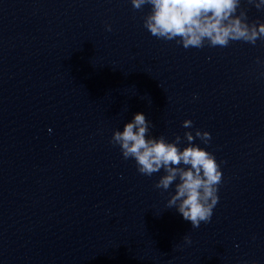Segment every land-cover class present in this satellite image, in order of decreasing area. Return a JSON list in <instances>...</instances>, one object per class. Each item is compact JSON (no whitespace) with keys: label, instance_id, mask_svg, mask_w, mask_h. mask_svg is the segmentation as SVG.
I'll list each match as a JSON object with an SVG mask.
<instances>
[{"label":"clouds","instance_id":"9594fccd","mask_svg":"<svg viewBox=\"0 0 264 264\" xmlns=\"http://www.w3.org/2000/svg\"><path fill=\"white\" fill-rule=\"evenodd\" d=\"M131 3L136 10L151 6L144 27L153 36L176 40L185 49L202 48L205 41L211 47H227L230 41L255 45L258 39L264 40V23H249L242 9L237 14L241 0H131ZM248 3L257 10L264 8V0ZM107 30L111 31V27ZM150 125L144 114L136 113L122 131H114L111 143L120 146L125 159L135 160L139 173L151 177L163 169L165 174L155 184L156 188L168 190L178 180L167 208H176L184 220L191 222L192 228H199L201 222L211 220L219 200L220 164L212 153L192 143L191 132H185L189 143L181 150L180 136L174 142H168L164 136L149 138ZM191 126V120L183 121L184 128ZM195 136L204 143L211 139L210 133L200 130H196ZM184 239L191 243L189 237Z\"/></svg>","mask_w":264,"mask_h":264}]
</instances>
